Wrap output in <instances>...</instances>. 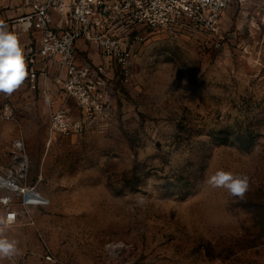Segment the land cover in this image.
I'll return each instance as SVG.
<instances>
[{"label": "rangeland", "instance_id": "1", "mask_svg": "<svg viewBox=\"0 0 264 264\" xmlns=\"http://www.w3.org/2000/svg\"><path fill=\"white\" fill-rule=\"evenodd\" d=\"M222 31L145 32L82 135H51L38 91L0 94V178L43 198L0 185L20 249L0 264H264V0L232 4ZM220 170L249 178L243 198L208 183Z\"/></svg>", "mask_w": 264, "mask_h": 264}, {"label": "built area", "instance_id": "2", "mask_svg": "<svg viewBox=\"0 0 264 264\" xmlns=\"http://www.w3.org/2000/svg\"><path fill=\"white\" fill-rule=\"evenodd\" d=\"M239 1L28 0L24 15L0 16V23L17 34L23 49L28 71L23 84L42 94L52 109L51 135H82L109 113L103 100L109 80L131 78L145 32L189 31L223 38L224 12ZM79 41L87 45L85 54L78 50ZM17 189L24 206L43 203L34 186ZM9 218L16 221V211H8L5 220Z\"/></svg>", "mask_w": 264, "mask_h": 264}, {"label": "clouds", "instance_id": "3", "mask_svg": "<svg viewBox=\"0 0 264 264\" xmlns=\"http://www.w3.org/2000/svg\"><path fill=\"white\" fill-rule=\"evenodd\" d=\"M27 76V64L17 34L0 23V94L11 95L23 85ZM208 183L213 187L224 188L230 195L240 198L250 188L247 176L223 170L212 175ZM11 223V218H0V259H11L20 252L19 242L4 235Z\"/></svg>", "mask_w": 264, "mask_h": 264}, {"label": "bare ground", "instance_id": "4", "mask_svg": "<svg viewBox=\"0 0 264 264\" xmlns=\"http://www.w3.org/2000/svg\"><path fill=\"white\" fill-rule=\"evenodd\" d=\"M18 145L20 146V143L18 142ZM0 185L12 188V189H17L18 188V183L17 181L12 180L11 178H0Z\"/></svg>", "mask_w": 264, "mask_h": 264}, {"label": "crops", "instance_id": "5", "mask_svg": "<svg viewBox=\"0 0 264 264\" xmlns=\"http://www.w3.org/2000/svg\"><path fill=\"white\" fill-rule=\"evenodd\" d=\"M78 50L80 53L85 54L87 51V45L85 44L84 41H79L78 42ZM94 59L98 60V56L96 54H91Z\"/></svg>", "mask_w": 264, "mask_h": 264}]
</instances>
